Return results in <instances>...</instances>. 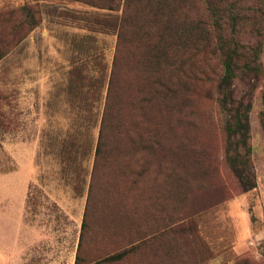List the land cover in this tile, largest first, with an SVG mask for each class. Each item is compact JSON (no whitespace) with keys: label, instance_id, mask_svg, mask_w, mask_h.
Wrapping results in <instances>:
<instances>
[{"label":"rangeland","instance_id":"rangeland-1","mask_svg":"<svg viewBox=\"0 0 264 264\" xmlns=\"http://www.w3.org/2000/svg\"><path fill=\"white\" fill-rule=\"evenodd\" d=\"M192 1L198 15L204 14V3H232L245 12L260 5L257 0ZM23 8L30 10L31 19ZM157 14H137L127 27L150 26L152 19L158 29L174 26ZM121 15V10L69 0H0V175L20 170L30 183L25 212L0 184V264H74L90 147L96 142ZM32 23L37 25L32 28ZM241 40L262 45L261 74L242 73L234 81L235 97L251 104L248 142L256 187L242 193L225 163L214 92L218 59L209 49L198 64V57L187 55L182 59L185 73L202 70L204 81L193 82L187 102L181 103L179 96L171 101L166 120L157 119L155 107L132 104L130 87L122 91V138H113L125 149L122 168L107 171L106 201L90 211L86 262L164 230L148 247L117 264H264V16ZM139 42L140 37L130 44L137 47ZM78 66L89 100L83 106L92 105L89 116L97 124L83 129L89 148L79 163L62 169L61 150L76 129L73 68ZM145 130L162 138H151V149L138 154L134 163L126 150L141 141L138 133ZM132 164L138 165L136 176Z\"/></svg>","mask_w":264,"mask_h":264},{"label":"trees","instance_id":"trees-1","mask_svg":"<svg viewBox=\"0 0 264 264\" xmlns=\"http://www.w3.org/2000/svg\"><path fill=\"white\" fill-rule=\"evenodd\" d=\"M44 1V0H43ZM83 3L91 7L109 11L121 10V18L116 25V45L111 66L106 75L104 102L100 113L96 142L92 151V163L86 192V203L80 226L74 264H117L127 257L135 254L142 246L154 237L160 236L158 232L149 236H142L116 251L104 255L101 259L86 262L84 254L88 250L86 241L89 227L90 213L96 212L98 205L104 198L105 175L112 167H120V159L125 152L124 147L117 139L122 138V91L126 87L131 89V103L138 108L144 105L149 109L155 107L157 119H167V112L171 101L178 96L181 103L187 102L191 95L193 82H203L202 70L200 73H185V63L182 60L190 55L191 60L198 64L201 56L209 49V53L218 59L219 73L214 84L215 103L222 120L224 138L225 163L235 178L238 188L246 193L256 187V178L251 161L252 149L249 145L250 102L237 99L234 92V81L242 73L255 77L261 74L260 54L262 45L244 43L241 36L248 29L256 28L259 18L264 16V0H257L260 4L248 8L246 12L238 10L232 3H204L203 15H198L192 9V0H69ZM256 1V0H255ZM26 16L31 19L30 10L23 8ZM182 10L180 15H176ZM164 11H170L171 13ZM150 15L159 13L166 15L167 20L174 21V26L166 25L162 29L153 27L156 22L147 26H136L128 29L129 20L136 21L137 14ZM32 20H30L31 22ZM37 23H32L34 28ZM167 32L171 35L167 34ZM140 37L139 46L130 44ZM212 44L209 40L213 39ZM79 69V66L73 70ZM80 73L73 75V109L74 115L73 138L62 148L59 160L62 169L66 166L78 164L80 156L89 148L83 140V129L89 123L96 125L89 113L92 105L88 107L89 100L84 94V82ZM98 83L96 78L93 82ZM97 96L92 95L91 101ZM175 108L179 104L173 103ZM86 109H85V108ZM151 109V110H152ZM181 113L176 114L179 118ZM145 121L148 122V115ZM165 119V120H166ZM139 120V119H138ZM264 131V121L262 122ZM140 142L132 143L130 153L134 163L136 156L145 153L152 147L151 138H162V135L151 134L150 131L138 133ZM136 176L138 165L132 164ZM131 180V184L136 183ZM116 186L119 182H115ZM113 209V208H112ZM91 211V212H90ZM197 244L202 245L199 238H194ZM195 242V244H196ZM200 264V262H195Z\"/></svg>","mask_w":264,"mask_h":264},{"label":"crops","instance_id":"crops-1","mask_svg":"<svg viewBox=\"0 0 264 264\" xmlns=\"http://www.w3.org/2000/svg\"><path fill=\"white\" fill-rule=\"evenodd\" d=\"M28 181L29 177L27 176V174L20 170L0 175V184H3L5 189L10 190L11 193L16 198H18L17 201L21 205L24 212L27 206L29 195L30 183Z\"/></svg>","mask_w":264,"mask_h":264}]
</instances>
